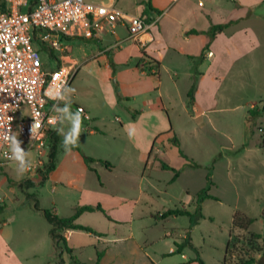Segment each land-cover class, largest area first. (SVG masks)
<instances>
[{
  "label": "rangeland",
  "instance_id": "374dc122",
  "mask_svg": "<svg viewBox=\"0 0 264 264\" xmlns=\"http://www.w3.org/2000/svg\"><path fill=\"white\" fill-rule=\"evenodd\" d=\"M114 2L124 11L136 6L135 0ZM255 12L264 14V9L257 7ZM255 31L260 48L254 55L236 59L224 85L221 82L219 86L217 110L195 121L182 114L181 101L183 98L187 103L185 92L188 89L183 82L172 91L175 94L169 116L165 112L136 116L132 111L147 106L142 96L154 94L153 81L141 78L136 83L127 69L112 67L108 70L103 62H94L92 55L103 47L93 41L95 39L65 41L69 47L67 60L77 59L80 63L69 86L75 91H65L64 108L68 106V113L62 112L42 157L28 150L27 142L16 134L32 165L23 177L17 175L15 162L0 168V227L3 228L0 264H57L66 252L65 245L58 242L55 247L50 235L51 225L43 210L55 208L60 217L68 218L75 207L86 203L102 205L112 219H124L127 224L113 228L103 213L98 212L94 219H83L84 225L110 236L115 230L116 235L124 238L106 250L103 239L97 235L75 232L72 244L76 253L74 257L71 254L69 264H96L98 254L105 250L107 256L103 264H149L147 253L158 259L159 264H168L182 260L181 255L166 256L170 258L161 262L160 253L186 236L191 246L184 253L187 260L192 259L190 264H199L195 261V249L205 264H243L249 260H255L252 264H264V22H256ZM107 41L104 39V46ZM38 47L34 44V48ZM41 59L46 66L56 65L47 53H41ZM110 61L113 65V60ZM228 67L225 64L224 68ZM125 93H132L133 98L125 99ZM76 106L84 108L91 118L90 121L82 119L78 145L87 155L108 160L116 166L113 172L101 170V180L107 187L103 192L127 195V199L92 198V202L83 199L80 191L83 186L93 191L101 188L95 174L85 173L78 167L74 170V149L66 154L62 146L64 137L70 133L69 117L76 115ZM170 125L180 139V148L170 141L172 135L167 138L159 132L165 128L169 131ZM88 126L96 132L90 134ZM137 146L152 149L154 164L146 171L140 197L142 164ZM54 148L58 170L42 184ZM179 150L196 166H188L172 183L173 172L164 170L161 163L169 165L170 162L176 169L181 167L185 160ZM74 171L81 183L74 184ZM208 174L213 182L208 192L212 198L201 202V211L196 213L197 196L205 187ZM8 176L17 182L16 186L9 184ZM182 203L188 205L195 224H191L187 215L169 216L168 220L157 222L151 217L156 215L160 219L157 211L186 209ZM237 212L254 220L247 230L233 226ZM130 229L132 238L127 236ZM165 233H173V236L164 238ZM4 241L8 246L2 245Z\"/></svg>",
  "mask_w": 264,
  "mask_h": 264
},
{
  "label": "crops",
  "instance_id": "0c3cea01",
  "mask_svg": "<svg viewBox=\"0 0 264 264\" xmlns=\"http://www.w3.org/2000/svg\"><path fill=\"white\" fill-rule=\"evenodd\" d=\"M102 1L113 4L116 7L115 0ZM144 1L145 0H135L136 6L130 11H124L116 7L126 14L143 17L148 23L152 24L149 31L141 37V44L138 41L129 39L128 29L121 23H119L114 30L102 32L95 37H76L74 39H95L93 41L99 42L103 47L99 48L96 53L92 55V59L98 64L103 62L108 70L112 67L115 69L123 67L130 71L131 79L135 80L136 83H138V80L141 78H150L153 81L154 94H145L142 96L143 103L147 104V106L141 109L142 111H132L136 116H153V114L164 112L169 116L175 94L172 91L176 90L179 84L183 82L188 89L185 92L187 103L183 98L181 101V105L183 106L182 114L194 121L204 118L208 113L217 110L216 104L218 105L219 103L217 99V96H219V86L221 82L224 85V81L227 78L226 76L230 74L233 65L236 63V59L254 55L260 48L261 44L257 38L255 23L258 21L264 22V14H257L255 9L257 7L259 9H264V0H230L225 2L224 0H151V5L153 7L152 11L146 10ZM228 23H231V25L222 32L217 33L213 38L210 36L213 26ZM224 38L227 40V43ZM104 39L108 40L105 46L103 45ZM67 58L66 61L73 62L72 60H67ZM110 60H113V65ZM73 64L76 65L78 70L80 63H78L77 59H74ZM225 64L229 66L227 69L224 68ZM124 98L131 100L133 98L132 93H125ZM153 107L155 109L151 111ZM253 110L256 111V108H253ZM191 112L193 114H191ZM61 115L62 113L60 116ZM87 129L90 134L96 132L89 126ZM162 130L163 131L159 132L161 135L165 134L167 138L171 135L173 136V134L177 135L176 132L173 131L171 125L169 131H165L166 128ZM55 131L56 128L53 132ZM78 147L81 151L74 149V170L78 167L85 173L91 172L95 174L99 180V187L101 188L99 191H93L87 190L83 186L80 189L82 194H84L83 199L90 200V202H92V198L112 201L127 199V195L123 196L108 191L106 193L103 192L104 188L107 189V187L101 180L100 172L102 169L110 172L115 171V164L108 160L89 156L79 145ZM136 148L140 155L141 164L143 165V167L141 165V180L139 182L140 197L143 196L142 189L145 182L144 177L146 171L148 167L151 168L154 164L151 156L152 149L149 151V148L140 146ZM83 155L94 160L89 165L90 168L86 164ZM186 157L188 160L184 158V163L178 169L183 168L184 171L188 166H196L195 163L190 162L187 155ZM103 161L109 164L102 163ZM56 164V169L48 175L47 180H49L51 176L56 175L58 170V157ZM169 165L173 167L170 162ZM47 180L43 181L42 184ZM79 181V176L76 175L74 171V184ZM126 181L125 179V182ZM182 204L187 207L182 210L189 211L188 205ZM84 205L93 204L86 203ZM84 205H78L77 207ZM75 209L76 207L74 211ZM98 212L100 211L83 213L78 218L77 223L84 225L82 222L83 219H94L97 217L98 214L96 213ZM157 213H160V219H158L156 215H151V217H155L156 222L162 219L168 220V217H161L163 214L162 212L157 211ZM107 215L110 217L108 213ZM103 216L107 219L109 226L113 228L116 226L125 227L124 225L127 224V221L125 222L124 219L123 221H121V219L119 221L111 217L108 219L104 214ZM127 219L126 217L125 220ZM2 230L3 228L1 227L0 233ZM75 232L78 231L70 230L62 233V236L66 239V245L72 249L71 254L73 257L76 253V247L72 244V237ZM96 232L100 234L97 236L103 239L106 250H108L109 245L117 244V241L124 238L116 235L117 232L115 230L112 236L109 235L110 233L103 231ZM168 234L165 233L163 237L168 238L173 236V233L172 235ZM127 236L131 238L134 236L131 229L128 231ZM173 244L174 247L170 245L168 251L160 253V261L168 260L170 257H174L173 255L178 254L181 255L182 260L169 262L168 264H190L192 259L187 260L184 253L186 248L191 246L188 236L182 241L173 242ZM2 245L8 246V243L4 241ZM142 246L147 247L146 245ZM106 250L102 253L99 264H101V262L103 264L107 256ZM71 254L67 252L62 253L63 264H69ZM169 255V258L166 257ZM146 257L149 264H159V260L151 258L148 253Z\"/></svg>",
  "mask_w": 264,
  "mask_h": 264
},
{
  "label": "built area",
  "instance_id": "2783aa9c",
  "mask_svg": "<svg viewBox=\"0 0 264 264\" xmlns=\"http://www.w3.org/2000/svg\"><path fill=\"white\" fill-rule=\"evenodd\" d=\"M119 23L127 27L129 39L140 44L152 26L102 0H0V168L14 162L3 138L7 133H18L39 157L46 154L48 138L60 120L52 124L49 119L63 112L56 113L53 105L64 109L67 89H60L64 99H50L47 93L65 81L69 87L77 73L76 65L66 61L65 41L92 38ZM43 52L56 65L46 66ZM77 110L90 121L84 108Z\"/></svg>",
  "mask_w": 264,
  "mask_h": 264
},
{
  "label": "trees",
  "instance_id": "16d2710c",
  "mask_svg": "<svg viewBox=\"0 0 264 264\" xmlns=\"http://www.w3.org/2000/svg\"><path fill=\"white\" fill-rule=\"evenodd\" d=\"M144 5H145L147 11H152L153 10L152 9L153 7L151 5V0H145L144 1ZM231 23L213 26L212 29H211V32H210V36L212 38L215 37L217 33L222 32L225 28H227L229 25H231ZM162 135H165V134H162ZM170 141L176 147L180 148V139L176 135L173 134V136L170 139ZM67 147L68 148H72L73 146L72 145H67ZM73 149L81 151L78 146L73 148ZM179 153H180V155L183 158L187 159L186 155L183 153L182 150H179ZM83 158H84L86 164L88 165V167L90 168L89 165L94 160L92 158H90V157L85 156V155H83ZM56 163H57V153L55 152V148H54V149H52V151L50 153L49 160H48V165H47V174L43 178V181L47 180L48 175L56 169V165H57ZM102 163L109 164L106 161H103ZM161 166H162V168L164 170L173 172L174 175H173V178H172V182L176 181L179 178V176L181 175L182 171H183V168L175 169V168L171 167L170 165H168V164H166L164 162L161 163ZM7 181L9 182V184L11 186H16L17 185V182L12 180L9 176L7 177ZM212 185H213L212 179L210 177V174H208V176L206 177V185L199 192V194L197 196L198 197V203H197V207H196V213L201 211V206H200L201 202H203L206 199H211L212 198V196L208 193L209 190L211 189ZM1 209L2 208H0V210ZM95 211L102 212L108 219H110V217L107 215V213L105 212V210L102 208V206L100 204L96 205V206L84 205V206L76 207L74 213L68 218L60 217L56 213L55 208H50V209L43 210V215H44L45 219L51 225L50 235H51L53 241L55 242V247H58V242H62L65 245L66 252L69 253V254L72 253V249L69 248L66 245V239L62 236V233L66 232V231L76 230V231H84V232H89V233H93V234H96V235H100L95 230H93L92 228L77 223L78 218L83 213H85V212H95ZM179 215H182V216L187 215V216H189L192 225L196 223L194 221V219H193V214L191 212L187 211V210H182V209H169L166 212H164L161 215V217L162 218H167L169 216H179ZM201 217H202V215H201ZM253 221L254 220L252 218H249L246 215L237 212L234 215L232 224L236 228H239V229H242V230H247L252 225ZM195 252L197 254V257L195 258V261L198 262L199 264H205L203 262V260L200 258L199 253L197 252L196 249H195ZM101 257H102V254L101 253L98 254L97 264H99V261H100ZM263 257H264V243H263ZM254 262H255V260H249V261L243 262V264H252ZM57 264H63V261L60 259L59 261H57Z\"/></svg>",
  "mask_w": 264,
  "mask_h": 264
},
{
  "label": "clouds",
  "instance_id": "9594fccd",
  "mask_svg": "<svg viewBox=\"0 0 264 264\" xmlns=\"http://www.w3.org/2000/svg\"><path fill=\"white\" fill-rule=\"evenodd\" d=\"M65 88L72 93L75 91V89L68 87L66 85V81L62 82L59 86L56 88H53L50 90L47 95L50 99H56L59 97L60 99H64L63 96L60 94V89ZM53 109L56 113L63 111L65 114L68 113V106H66L63 110L59 109L56 105H53ZM37 116H39V113H37ZM71 120V130L68 135L64 137V140L62 141V146L64 147V151L66 154H70L73 150V148L78 146L79 137L82 133V115L81 110L76 111V115L74 117H69ZM60 119L58 115L51 117L49 119V123L56 124L57 120ZM36 127V123H34L32 127V134L33 130ZM58 134H61L59 131H57ZM6 141L9 142V158L14 161L17 165L16 172L19 177H23L30 169H31V161L29 159L28 152H25L21 147V141L18 139V136L15 133H7L3 137ZM71 144L73 147L70 149L67 147V145Z\"/></svg>",
  "mask_w": 264,
  "mask_h": 264
}]
</instances>
